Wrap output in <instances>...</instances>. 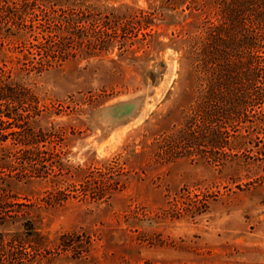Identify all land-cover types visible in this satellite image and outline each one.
<instances>
[{"label":"rangeland","instance_id":"rangeland-1","mask_svg":"<svg viewBox=\"0 0 264 264\" xmlns=\"http://www.w3.org/2000/svg\"><path fill=\"white\" fill-rule=\"evenodd\" d=\"M87 3L89 38L106 24L104 40L26 78L30 125L53 135L10 143L27 174L7 178L0 264H264V140L201 137L186 47L172 42L179 7Z\"/></svg>","mask_w":264,"mask_h":264},{"label":"trees","instance_id":"trees-1","mask_svg":"<svg viewBox=\"0 0 264 264\" xmlns=\"http://www.w3.org/2000/svg\"><path fill=\"white\" fill-rule=\"evenodd\" d=\"M87 1L0 0V205L10 196L7 178L27 174V168L13 164L24 155L11 151L10 143L31 145L53 135L30 125L40 108L26 78L46 70L52 59L76 52L66 47L104 40L106 24L95 30L94 41L89 38ZM150 1L158 13L172 16L178 7L182 13L172 19L179 25L172 42L186 47L196 93L190 111L198 117L194 124L202 127L201 137L212 147L236 150L263 141L258 133L264 135V0ZM13 45L22 51L13 53ZM256 152L263 160L264 146ZM5 216L0 211V220Z\"/></svg>","mask_w":264,"mask_h":264}]
</instances>
